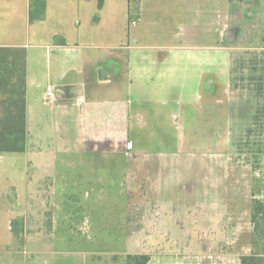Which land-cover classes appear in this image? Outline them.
Instances as JSON below:
<instances>
[{
    "label": "crops",
    "instance_id": "0c3cea01",
    "mask_svg": "<svg viewBox=\"0 0 264 264\" xmlns=\"http://www.w3.org/2000/svg\"><path fill=\"white\" fill-rule=\"evenodd\" d=\"M251 1L264 10V0ZM213 2L211 22L203 24L199 32L200 23L196 21V27L192 25L186 31V41H198V35L202 40L215 41ZM226 2L229 8L230 0ZM203 8L208 17V5ZM159 12L153 5L146 14L144 7L133 0H106L102 9L98 0H0V47L27 51L26 153L29 141L39 144L50 140V185L63 187L62 203L75 199L71 187L104 184L96 171H116L114 177L105 180L107 185L118 186L117 158L125 154L128 173L139 168L148 177L150 201L160 214L159 222L181 233L184 225L178 215L166 213L162 217L159 212L169 201L190 198L198 206L217 200L228 206V176L218 173L224 171L223 154L230 150V116L228 110L225 115L224 107L229 100L226 92L230 88L231 57L227 46L213 45L201 51L197 46V52H192L187 46L175 44L176 35L171 38L173 43L160 40ZM135 13L138 22L134 20L137 24L131 26L129 18ZM152 14L155 20L147 19ZM197 64L201 66L195 67ZM49 87L56 91L51 99L46 96ZM216 106L222 107L221 114L215 112ZM173 120L179 121L177 128L184 132L189 150L185 153L208 151L214 156L190 165L185 157L179 158L182 149L141 153L140 138L166 137L161 133V122L174 129ZM60 137L62 148L58 151L52 148L51 140L59 143ZM59 153L66 156L57 165L55 156ZM88 154H98L99 163L86 160ZM175 167L188 173L217 170L218 177L175 185L170 174ZM75 170L78 174L74 175ZM89 170L95 172L93 182L87 176ZM180 192L185 199L176 198ZM200 213L195 212V220L187 226L197 229ZM237 224L239 235L244 233L247 239L239 245L245 249L237 260L242 264L240 258L255 250L254 227L253 222L249 229L241 222Z\"/></svg>",
    "mask_w": 264,
    "mask_h": 264
},
{
    "label": "rangeland",
    "instance_id": "374dc122",
    "mask_svg": "<svg viewBox=\"0 0 264 264\" xmlns=\"http://www.w3.org/2000/svg\"><path fill=\"white\" fill-rule=\"evenodd\" d=\"M133 1L144 7L146 14L153 5L159 7L160 40L173 43L171 38L176 35L175 44L187 46L192 52H197V46L201 51L213 45L230 50L231 78L226 92L229 100L228 107H224L225 115L228 110L230 116V150L223 154L224 171L218 173L228 176V206L217 200L197 206L199 203L185 199L184 193H177L176 198L186 201H169L159 211L162 217L166 213L178 215L183 222L182 232H173L159 222L160 214L150 201L148 177L139 168L128 173L125 154L117 158L118 186L107 185L105 180L114 177L116 171H96L104 184L71 187V197L75 199L62 203L63 187L50 185V140L39 144L29 141L28 153L0 156V264H126L128 255L139 253L150 254L149 264H237L239 254H245L239 245L247 239L244 233L239 235L237 223L249 229L255 201L264 202V154L260 152L264 140V10L251 0H230L229 8L226 0H214L215 41L202 40L200 35L198 41H186V31L192 25L196 27V21L200 23L199 32L203 24L211 22V0ZM203 4L209 7L208 17ZM153 16L147 19L155 20ZM129 19L131 26L132 21L138 22L136 13ZM120 24L121 20L119 29ZM215 112L221 114L222 107L216 106ZM172 122L174 129L161 122V133L166 137L143 135L138 142L139 150H144L141 153L182 149L179 158L185 157L190 165L214 156L208 151L185 153L189 150L184 132L177 128L179 121ZM59 139V143L51 140L52 148L58 151L62 148V137ZM97 155L88 154L86 160L98 164ZM64 156H55L57 165ZM213 171L188 173L175 167L170 174L175 185H180L195 178H217V170ZM87 173L93 182L95 172ZM200 211L197 231L187 223L191 224L195 220L192 215ZM189 236L190 241L186 240ZM193 237L198 244L193 243Z\"/></svg>",
    "mask_w": 264,
    "mask_h": 264
},
{
    "label": "trees",
    "instance_id": "16d2710c",
    "mask_svg": "<svg viewBox=\"0 0 264 264\" xmlns=\"http://www.w3.org/2000/svg\"><path fill=\"white\" fill-rule=\"evenodd\" d=\"M106 0H98L102 9ZM27 51L0 47V156L5 153H25L27 129ZM264 154V140L260 149ZM255 250L243 255L242 264H264V202L255 201L252 211ZM148 254L128 255L126 264H149Z\"/></svg>",
    "mask_w": 264,
    "mask_h": 264
},
{
    "label": "built area",
    "instance_id": "2783aa9c",
    "mask_svg": "<svg viewBox=\"0 0 264 264\" xmlns=\"http://www.w3.org/2000/svg\"><path fill=\"white\" fill-rule=\"evenodd\" d=\"M132 24L133 25H135L136 24V22L134 21V22H132ZM46 96L48 97V98H54L55 96H56V91L53 89V88H47V91H46Z\"/></svg>",
    "mask_w": 264,
    "mask_h": 264
}]
</instances>
